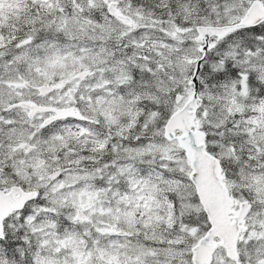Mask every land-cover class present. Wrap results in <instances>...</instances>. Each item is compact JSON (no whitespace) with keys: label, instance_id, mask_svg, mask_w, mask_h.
Instances as JSON below:
<instances>
[{"label":"snow or ice","instance_id":"6c2138e0","mask_svg":"<svg viewBox=\"0 0 264 264\" xmlns=\"http://www.w3.org/2000/svg\"><path fill=\"white\" fill-rule=\"evenodd\" d=\"M0 264H264V0H0Z\"/></svg>","mask_w":264,"mask_h":264}]
</instances>
